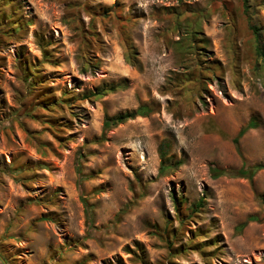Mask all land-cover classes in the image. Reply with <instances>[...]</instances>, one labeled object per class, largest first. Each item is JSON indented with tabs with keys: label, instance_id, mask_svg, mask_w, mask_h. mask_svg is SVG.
<instances>
[{
	"label": "rangeland",
	"instance_id": "374dc122",
	"mask_svg": "<svg viewBox=\"0 0 264 264\" xmlns=\"http://www.w3.org/2000/svg\"><path fill=\"white\" fill-rule=\"evenodd\" d=\"M262 1L0 0V264H264Z\"/></svg>",
	"mask_w": 264,
	"mask_h": 264
},
{
	"label": "trees",
	"instance_id": "16d2710c",
	"mask_svg": "<svg viewBox=\"0 0 264 264\" xmlns=\"http://www.w3.org/2000/svg\"><path fill=\"white\" fill-rule=\"evenodd\" d=\"M250 5L251 4L248 3V0H243V6H244L245 12H248V9L251 7ZM260 5H264V0L261 2ZM249 12H251V10H249ZM248 15L250 16V14ZM249 25L256 37V46H255L256 55L260 58L262 65L264 66V42H262L261 40V35L264 33V27L259 28L258 26L251 24V23ZM38 45L43 55H45V45L42 44V42H39ZM132 57L134 56L132 55L127 56V60L129 62L135 63ZM123 86H124V83L122 82L110 83L104 86H97L92 91H90L89 94H87L85 97H88L90 95H101L107 92H113ZM152 109L153 108L151 107L150 104L144 103V104L138 105L135 109H132V110L121 111L113 115L105 114L103 118V122H102L103 129H106L118 123L124 122L127 119L134 118L135 116H146L152 111ZM253 125H254V122L250 121L248 122V124H246L245 126L241 127L238 130L236 135L233 137V142L235 143L236 146H237L239 137L242 136V134L248 128L252 127ZM158 153L160 157V165H159L158 170H159V173H162L168 166V158H166L165 149L162 148V145L159 146ZM261 169H264V161L253 163L250 165H246L243 163L242 166L238 168L233 174H235L236 176L245 177L251 181L253 175ZM220 174H226V172L224 170H218V169L214 170V175L217 176ZM252 218L253 216H251L249 219H252ZM247 221L248 220L243 221L239 225V227L240 228L243 227Z\"/></svg>",
	"mask_w": 264,
	"mask_h": 264
}]
</instances>
